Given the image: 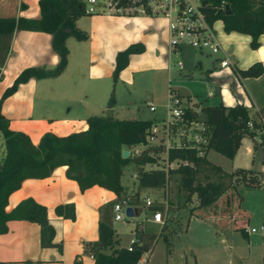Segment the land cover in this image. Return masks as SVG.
<instances>
[{"label": "trees", "instance_id": "1", "mask_svg": "<svg viewBox=\"0 0 264 264\" xmlns=\"http://www.w3.org/2000/svg\"><path fill=\"white\" fill-rule=\"evenodd\" d=\"M39 16L27 18L15 15L0 14V67L8 52L11 35L14 29L39 30L50 34V46L57 55V62L51 68L28 66L19 71L9 86L0 95V100L10 94L28 77H52L58 75L67 63L68 49L65 39L74 34L76 39L86 38V33L75 26V20L85 14L84 0H37ZM208 21L220 20L225 32L237 31L250 36L249 46L258 45L257 37L264 33V0H203L201 7ZM130 45L115 54L112 79L126 65L127 56L131 52ZM264 71L259 61H253L244 68H234L240 77H254ZM200 104L199 111L208 128V138L202 154H197L193 147L174 146L166 150L165 155L161 144H149L146 135L151 121L141 118H114L111 116L112 99L106 105V112L90 114L85 117L86 126L83 129L57 135L50 131L40 134L36 143H32L28 135L20 130L10 129L7 119L0 113V232L5 230L8 219H26L34 221L39 227L40 246H56L52 241L54 230L46 217V208L31 197L19 200L9 211L4 210L7 195L16 189L25 177H44L50 174L57 165H64V174L73 179L80 191L96 184L111 190L115 194L113 200L98 207L96 224L97 237L83 243V252L92 258L91 264H134L140 254L149 252L165 226V220L159 226V231L143 225L142 220L133 226V238L125 246H116L109 218L112 214V204L117 199H125L126 204L138 203V190L141 187L163 188L165 206L161 203L150 205L149 210H159L163 213L173 204L166 195L169 177L176 182L181 191V199L176 206L186 207L187 216L195 213V209L212 204L222 194L228 202L234 193L238 200L234 175L244 172L243 169L223 170L219 165L206 158L207 150L213 149L219 154L231 158L235 153L240 138L243 135L257 136L253 148L259 145L264 148V134L259 124L255 123L247 113L246 108L236 103L225 106L216 104ZM264 108V104L260 107ZM193 111L186 110V119H195ZM252 120L253 129L246 124ZM257 130H255V129ZM141 144L137 152H132L134 145ZM122 148L128 150L124 157L120 155ZM164 161H175L173 167ZM131 162L134 169L136 190L124 197V186L120 183L122 167ZM264 168V153L261 158ZM253 178L254 173L247 171ZM245 173V172H244ZM251 178V179H252ZM168 189V188H167ZM264 200V199H263ZM53 211L63 218H74V206L71 202L54 205ZM245 222L236 228L243 233ZM168 246V239L162 235ZM129 246L130 248L128 249ZM0 264L2 262L0 261ZM70 264H83L79 258H74Z\"/></svg>", "mask_w": 264, "mask_h": 264}, {"label": "crops", "instance_id": "2", "mask_svg": "<svg viewBox=\"0 0 264 264\" xmlns=\"http://www.w3.org/2000/svg\"><path fill=\"white\" fill-rule=\"evenodd\" d=\"M0 14L37 18L39 7L37 0H0ZM155 18L158 17L91 14L90 24L94 26L88 34L85 32L87 35L85 39L78 40L79 50L76 53H72L68 48L67 63L62 72L52 77L30 76L18 83L10 94L0 100V113L7 119L8 127L26 133L32 143H36L44 131L63 135L85 128V117L95 114V109L101 107L107 95L109 90L107 80L114 67L116 52L128 45L137 42L144 45L148 42L154 43L162 53L161 59L157 57L155 66L161 70L165 69V65L168 67L169 64L163 57L164 51L168 54L166 21L159 17L164 24L157 26L153 23ZM79 19L80 17L75 20V23ZM118 22L140 27L143 24L144 28L151 29L152 32L149 38H142L140 35L142 29H137L114 41L106 40L107 30L104 26ZM219 30L222 31L219 32ZM216 37L220 48L215 54L193 48L209 56L205 57L207 61H202L200 57L196 59L199 72L204 82L207 83L205 94L198 95L193 92L180 96L202 100L203 104L221 102L225 106H231L240 103L246 108L250 118L255 120L256 110L264 104V71L254 77H240L234 72V68H244L253 61H259L264 67V33L258 35V45L254 48L248 44L250 40L248 34L237 31L225 32L222 29V23L221 27L218 26V31L216 30ZM225 55L228 56L231 65L220 66L218 61ZM56 62L57 55L50 46L49 33L39 30L14 29L8 52L0 67V95L21 69L28 66L51 68ZM128 63L129 58L123 68ZM186 74L191 75V71ZM209 88H213L212 94H207ZM257 138L256 135L249 136V141L244 145V152L249 155L250 165H254V170L259 171L260 183H262L264 168L261 158L258 157L257 148H253V141ZM64 169V165H57L47 176L23 178L19 186L7 195L4 205V210L9 211L24 197H31L37 203L44 205L47 220L54 230L52 241L59 243L60 249L56 246H40L39 227L36 222L26 219H8L5 221V230L0 232V261L2 264H70L74 258H79L83 264L92 263L91 256L83 252V243L96 239L98 207L112 200L115 194L96 184L80 191L76 182L65 176ZM68 202L74 206L73 219L63 218L54 213V205ZM131 206L134 215V205ZM241 208L247 215L243 233L236 228L243 223V220L235 218L224 221L222 225L225 229H211L216 236H226L230 230L237 231L246 240L247 249L245 253H242L245 256L232 248L229 249L231 264H250V257L254 251L250 235L256 234L257 230L247 229L250 213L245 207ZM193 215H195L193 216L195 220L206 222L203 217ZM262 216L264 221V207ZM189 217L184 224V232L191 221ZM163 219L165 220V217ZM142 222L147 227L160 226L156 225L157 222L153 221L151 216L143 218ZM131 233L133 238V230ZM115 238L117 239L116 246L127 245L119 244V237ZM259 247L260 249H256L257 264H264V240ZM150 253L151 250L147 258L145 257V264H149ZM191 253L192 264H199L198 254L193 251ZM183 257V264H190L186 255Z\"/></svg>", "mask_w": 264, "mask_h": 264}, {"label": "rangeland", "instance_id": "3", "mask_svg": "<svg viewBox=\"0 0 264 264\" xmlns=\"http://www.w3.org/2000/svg\"><path fill=\"white\" fill-rule=\"evenodd\" d=\"M90 17L91 14L80 16L75 26L88 34L94 26L90 24ZM156 17L158 18H155L153 23L157 26H162L164 24L163 21L159 19V16ZM218 26L221 27V21L215 20L213 24L215 32L216 30L218 31ZM104 27L107 30L105 39L108 41L125 37L132 30L142 29L140 32L142 38H149L150 32H152L151 29L144 28L143 24L140 27L139 25L118 22L106 24ZM221 31L219 30V32ZM65 44L67 49L69 48L72 53H76L79 50V42L74 34H69L66 37ZM130 46L132 48L129 53L131 56L129 57V54L127 56L129 63L117 73L114 81L112 76L108 78L109 90L101 103V107L95 109L94 113L106 112L107 102L111 98L112 106L110 114L112 117H134L150 120L151 124H156V135L162 137L165 136L166 131V128H162L161 122H163L167 124L169 140L171 143H176L179 140L177 132L183 129L184 126L180 122H175L173 117L167 112L166 103L170 96L169 89L174 90V94L179 96L193 92L198 95H204L207 90V83L204 82L201 72H199L196 59L200 57L202 61H207L205 57L209 56H206L204 52L200 53L189 46L182 45L177 55V58L182 63L181 68H177L175 64L176 58L164 51L163 57L169 66L165 65V69L161 70L155 66L157 57H160L162 54L161 49L154 43L148 42L144 45L137 42ZM188 71H191V75L186 74ZM148 101H151L154 105V109L151 111L147 106ZM100 108L102 109L99 110ZM195 126V124H192L190 131H193ZM248 141L249 135H243L240 138L239 145L233 154L234 158L233 156L231 157L233 160L212 149L207 153V158L225 171L235 169L246 170L244 171L245 173L236 172L234 175L236 191L241 195L242 201L240 202L233 193L228 202H226L222 194L212 204L195 209L196 215L203 217L206 222L195 220L193 218L195 215L192 214L190 215L191 221L187 224L188 227L185 232L183 231V227L188 219L187 209L179 205L176 206L177 199H181V191L177 189L176 182L171 179V176L169 177L166 195L171 200L173 208L166 209L164 215L161 213V219L165 217L166 220L165 226L157 236L154 246H152L148 257L149 264H183V255H186V259L192 264V251L198 254L200 259L199 264H231L229 262L231 259L230 248L234 249L237 253H245L247 249L246 240L237 231L230 230L226 233V236H216L211 229H225L222 224L224 221L231 220L232 218L246 220L247 215L241 207H245L250 213L247 222L248 230L251 227L258 228L260 224H264L262 219L264 200L259 178L260 173L254 170V165H250L249 155L244 152V145ZM255 141L257 140L255 139ZM134 147L131 149L132 152H134ZM1 152L2 143L0 140V154ZM160 155L162 156L164 153L161 152ZM248 170L254 173L253 178L248 174ZM120 183L124 186V197L131 195L136 190L134 169L131 162L122 167ZM163 191V188L141 187L138 190V203L134 204L133 207L135 211L133 216L127 217L122 214L120 219L114 220L112 215H110L109 222L114 229V237H119V244H128L132 239L131 232L134 224L140 222L143 218L151 216V210L148 209L150 205L161 203L165 206ZM160 224L156 223V225ZM154 229L159 231V226H155ZM163 234L167 236L168 246L164 243ZM250 238L252 239L251 244L254 249L253 255L250 257V264H257L256 249H260L259 246L264 237L257 231L256 234L250 235ZM257 244L259 246H256ZM143 255L147 258L148 252H144Z\"/></svg>", "mask_w": 264, "mask_h": 264}, {"label": "built area", "instance_id": "4", "mask_svg": "<svg viewBox=\"0 0 264 264\" xmlns=\"http://www.w3.org/2000/svg\"><path fill=\"white\" fill-rule=\"evenodd\" d=\"M203 0H84V12L88 14L104 13L110 15H144V16H159L165 19L167 28V48L168 54L176 57L175 64L177 68L181 67V61L177 58L179 48L182 45L189 46L197 50H206L210 53L219 51V42L216 37V32L213 27L214 21L210 22L206 19L203 10L201 9ZM219 65H231L228 56L225 55L219 59ZM213 88H209L207 94H212ZM174 90L169 89V97L166 103L167 112L173 117L175 122L183 124V129L177 132L179 140L176 143H171L169 140V132L167 124L161 122L162 128L165 129V136H157L156 124H151L149 132L145 139L149 144H161L164 148V155L168 148L174 146L193 147L197 154H202L208 138V128L203 121L199 111L200 104H195L196 101L191 97H183L174 94ZM148 109H154L151 101L147 102ZM186 110L193 111L197 115L195 119H186ZM259 124L261 131L264 134V108L256 110V119L253 120ZM196 125L193 131H190L191 125ZM250 129H253L251 119L246 121ZM255 129V128H254ZM257 130V129H255ZM258 140V138H257ZM135 146V147H134ZM134 152H137L142 145H134ZM140 147V148H139ZM162 155V156H164ZM164 164L173 167L175 161L166 162ZM264 199V180L261 183ZM125 199H120L112 204V218L120 219L124 214ZM151 219L157 223H161V213L159 210L151 212ZM259 231L264 237V224H260L258 228L251 227L249 231ZM128 249L130 248L127 246ZM145 256L140 254L134 264H144Z\"/></svg>", "mask_w": 264, "mask_h": 264}, {"label": "water", "instance_id": "5", "mask_svg": "<svg viewBox=\"0 0 264 264\" xmlns=\"http://www.w3.org/2000/svg\"><path fill=\"white\" fill-rule=\"evenodd\" d=\"M257 148V152H258V157L259 158H262L263 156V149L262 147L260 146H256ZM128 154V150L126 148H122L121 151H120V155L122 157L126 156ZM124 215L127 216V217H131L133 216V210H132V206L131 205H125L124 206Z\"/></svg>", "mask_w": 264, "mask_h": 264}]
</instances>
